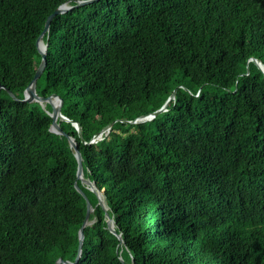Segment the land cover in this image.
Wrapping results in <instances>:
<instances>
[{"label":"trees","instance_id":"16d2710c","mask_svg":"<svg viewBox=\"0 0 264 264\" xmlns=\"http://www.w3.org/2000/svg\"><path fill=\"white\" fill-rule=\"evenodd\" d=\"M0 0V264L74 262L87 212L49 104L22 102L61 5ZM43 97L95 211L77 264H264V0H99L43 37ZM249 71V73H247ZM7 89L20 101L14 100ZM154 120L128 121L159 110ZM127 121V122H125ZM123 261H122V260Z\"/></svg>","mask_w":264,"mask_h":264},{"label":"water","instance_id":"95a60500","mask_svg":"<svg viewBox=\"0 0 264 264\" xmlns=\"http://www.w3.org/2000/svg\"><path fill=\"white\" fill-rule=\"evenodd\" d=\"M96 1H99V0L78 1L75 5H70V4L66 3V4L59 6L48 17V19L46 21L45 28L37 40V48H38V51L42 57V60H41V63H40V65H39V67H38V69L34 75V78L32 79V81L30 82V84L28 85V87L25 90L24 99L21 100L22 102H27V103L37 102L43 108H45L46 104H49L52 107V112H48V114L52 118V126H51L50 130L53 133H56L58 135L66 137L69 141L70 147L74 150L75 158H76L77 163H78L75 188L85 198L86 204H87V212H86L85 220L83 222L82 227L79 230V249H78V254L76 256L75 261L70 262V261L63 260L62 258H59L55 262V264H77L80 261L81 256H82L83 242H84V238H85L84 229L89 224V219H90L91 214L95 211V207H93V205L91 204L90 200L88 199V197L86 196L84 191L79 187L78 181L82 182V184H84L87 188H89L93 193L96 194V196L98 198V205L101 206L105 210L106 223H107L109 231L111 233H113L114 235H116L118 237V239L120 240V242H123L122 232L120 230H117L114 220L108 214L107 208L104 204V200L102 198L101 192L97 189L96 184L85 176L84 165H83L84 159H83V156L79 150V147H78V144H77L75 138L73 136L67 134L66 132H64L60 126V122H67V123L72 124L76 128L78 135L84 144H94V143L98 142L99 140H102L103 136L109 134L110 130L112 129V127L114 126L116 121L108 124L104 129H102L98 134H96L89 143H87L83 139L82 130H81L79 123L74 122L71 119H69L63 115V113H62V107H63V103H64L63 99L60 96H58L57 94H52L49 97H43L37 93V82L40 79V77L42 76V74L46 68V65H47V48H48V45L43 41V37L46 34V32H48V30L50 29L51 22L58 15L66 14L67 12H69L75 8L85 6V5H89V4H92ZM250 61L254 62L259 67V69L262 72H264V67L260 62H258L256 59H250ZM247 73H249V71ZM2 88L3 87L1 86L0 91ZM7 92L10 94V96L14 100L20 101L8 89H7ZM176 93H177V89H175L173 91L172 95L169 97V99L166 101V103L159 110H157L153 113L141 116L139 118H136L134 120L128 121V123L137 124V123H144V122L154 120L158 115L167 111V107H168L169 103L172 100H174ZM125 122H127V121H125Z\"/></svg>","mask_w":264,"mask_h":264}]
</instances>
